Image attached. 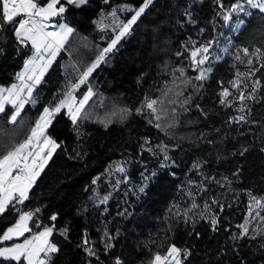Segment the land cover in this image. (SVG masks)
Listing matches in <instances>:
<instances>
[{"label":"trees","instance_id":"obj_1","mask_svg":"<svg viewBox=\"0 0 264 264\" xmlns=\"http://www.w3.org/2000/svg\"><path fill=\"white\" fill-rule=\"evenodd\" d=\"M144 2L89 0L85 7H69L63 20L55 18L54 23L67 22L75 32L34 93L36 103L25 106L15 124L9 122L8 109L0 115V155L27 137L43 109L55 105L65 93L67 79L78 81L80 72L110 43L114 33L101 31L94 23L99 13L124 4L138 9ZM241 3L245 0H153L107 62L89 77L96 95L79 121L81 134L73 130L66 111L53 119L48 134L61 148L29 200L18 206L23 211L40 208L34 219L44 225L56 213V227L70 228L67 238L58 232L51 238L60 248L51 264H88L89 260L91 264H113L116 257L124 264H149L155 253L164 255L171 244L190 250L184 264H264V234L254 226L249 235L241 236L237 227L247 218L248 193L264 197V68H260L264 63L260 56L264 53V12L245 8V14L231 13L225 21L224 15ZM133 14L124 11V20ZM239 20L244 23L237 29ZM205 45L210 53L204 67L211 72L201 82L195 80L198 72L191 67L190 54ZM0 48L4 50L0 53V87H8L31 48L16 43L11 25L0 31ZM249 59L252 68H260L253 79H259L261 86L255 92L247 90L252 95L244 101L241 113L239 101L232 107L222 106L220 92L223 88L234 92L230 81L237 71H249ZM177 69H184L192 82L182 96L168 93L165 97L168 89L176 87L172 73ZM86 91L84 85L76 95ZM146 97L164 101L161 129L154 127L155 121L148 122L152 117L135 113L123 123L115 120L107 129L97 122L116 107L134 110ZM185 98L189 99L181 106ZM171 99L177 103L170 104ZM240 115L246 120H232ZM161 145L168 146L175 166L161 167ZM243 148L247 151L241 155ZM118 163L126 164L128 181L113 169ZM193 164L199 167L194 169ZM97 176L100 180L93 185ZM117 180L123 182L114 187ZM141 187L144 192L139 191ZM105 195L108 202L100 204L97 197ZM193 197L200 207L189 211ZM205 203L219 219L216 231L201 219ZM17 219L11 209L0 215V233ZM105 231L114 237L108 253L102 243ZM85 232L99 250V261L87 257L81 246Z\"/></svg>","mask_w":264,"mask_h":264},{"label":"snow or ice","instance_id":"obj_2","mask_svg":"<svg viewBox=\"0 0 264 264\" xmlns=\"http://www.w3.org/2000/svg\"><path fill=\"white\" fill-rule=\"evenodd\" d=\"M103 2L108 4L109 0H103ZM151 3L152 0H145L144 4L138 9L124 4L112 8L108 13L103 11L99 13V19L94 21L97 27L104 31L111 26L113 31L118 30V34L110 40L107 47L99 51L95 60L80 72L78 81L67 87L63 96L58 98V102L52 107L43 109L42 114L35 121L27 137L21 143L16 144L3 155H0V215L5 214L10 209L18 215L15 223L0 233V264H51L53 255L60 251V248L52 242L51 238L57 232L67 238L70 228L67 225L60 229L56 227L55 222L58 219V214H51L48 217L50 224L44 225L34 219L41 212L40 208L23 211L18 206L24 205L29 200L37 179L41 176L57 149L61 148V144L48 135V129L52 125L53 119L66 110V114L73 125V130L78 136L81 134L79 121L82 118L85 106L96 95L91 85L88 84L89 77L102 63L107 62L106 57L108 54L116 49L120 40L130 32L132 25L136 23ZM245 3L251 8L264 11V0H245ZM88 4L89 0H45L43 3L41 0H0V31H3L5 25H11L16 43L23 47L30 46L32 51L31 57L25 61L24 70L18 74L21 83L19 85L13 84L10 88H0V114L5 113L6 105H11L14 109L9 117L10 123H16L25 104L36 103L33 98L34 88L41 83L45 73L52 66L56 57L68 42L69 37L75 32V29L69 26L68 23H54L53 21L57 17L63 20L65 13L69 11V7L78 9ZM221 7L223 6L221 5ZM120 11L133 12L134 14L127 22H123L119 21L118 12ZM244 11L243 5L236 4L230 9L229 14L224 15V20H229L231 13ZM109 17L111 18V25L105 23V20ZM243 23V21L238 22L236 28L239 29ZM49 28L57 30L50 31ZM3 51L0 48V53ZM224 51L227 52L228 50L225 49ZM243 51L245 55L248 54L247 48ZM207 52L208 46L206 45L191 51V67L198 72L195 77L197 81L202 82L209 78L211 69L204 67L209 59L206 55ZM260 56L264 58V53H260ZM247 63L250 66L249 71H237L235 79L230 81L231 89L234 92L229 88H223L219 100V103L226 108L232 107L236 101H239L238 111L241 113L245 111L244 101L261 86V81L253 79V77L256 72L260 71V68H264V63L260 65V68H252L253 61L251 59ZM176 71H179V76H176ZM172 75L176 87L175 89H168L164 95L167 97L168 93H174L175 97L182 96L184 87L191 84L192 78L186 75L184 69H177ZM177 81H179L178 84ZM82 85H87V91L82 94L81 98H77L75 92ZM202 86V84L199 86L194 85V87ZM249 88L252 92H247ZM188 99L185 98L181 102V106L187 103ZM169 103L176 104L177 101L171 99ZM163 104V100L146 97L142 104L134 110L126 106L116 107L105 117L98 119L97 122L107 129L115 120L118 119L119 122L123 123L135 113L140 116L152 117L153 119H149L148 122L153 123L155 121L154 127L161 129L162 124L160 121L165 115ZM172 112L175 114L174 108ZM232 120L239 123L245 121L246 117L240 115L239 117H233ZM168 126H172V124ZM145 142L149 143L148 141ZM158 147L162 153L163 163L161 167L175 166V162L168 155V146L161 145ZM148 151H152V149L149 147ZM246 151L247 148H243L240 154L243 155ZM198 167V164H193L194 169ZM116 171L125 173L126 169L123 165H117ZM173 175L175 174L173 173ZM99 180V176L95 177L92 184L97 185ZM122 182L117 180L114 187ZM189 183L192 182L189 181ZM201 190L206 189L201 186ZM139 191L144 192V187H141ZM192 195L189 192V196ZM248 197L247 218L237 227L241 229V236L249 235L254 226L258 233L264 234V197H257L251 192L248 193ZM97 199L100 204H106L109 196L105 195L102 198L97 197ZM212 203L219 204V201L213 200ZM199 207L200 205L195 202L193 197L189 211ZM203 208L204 211L200 214L201 219H206L211 229L216 231L219 224L218 217L211 211V206L208 203H205ZM183 216L187 217L188 212H184ZM33 227L37 230L33 231ZM237 238L233 237V239ZM112 239L114 237L105 231L102 240L105 253L110 252L114 247L111 243ZM81 246L87 257L99 261V250L95 243L89 240L87 232L83 234ZM190 255V250L171 244L164 255L159 252L155 253L149 264H184V260ZM88 264H91V260ZM113 264H124V261L116 257Z\"/></svg>","mask_w":264,"mask_h":264},{"label":"rangeland","instance_id":"obj_3","mask_svg":"<svg viewBox=\"0 0 264 264\" xmlns=\"http://www.w3.org/2000/svg\"><path fill=\"white\" fill-rule=\"evenodd\" d=\"M152 2H153V0H152ZM241 4H244V3H241ZM243 6H244V7L251 8V7H249L246 3H245ZM110 11H111V10H110ZM110 11H109V12H110ZM123 12H124V11H120V12H118L119 21L127 22V21L124 20ZM243 16H244V15H243ZM119 21H118V22H119ZM239 21H240V20H239ZM66 23H67V22H66ZM105 23L111 25V18L109 17L108 19H106V20H105ZM236 23H238V21H237ZM242 25H243V24H242ZM242 25H241V27H242ZM107 29H108L109 31H111L112 33H114L113 38L118 34V30H117V31H113V29H112L111 26L108 27ZM49 30H50V31H54V30H57V29H55V28H49ZM72 35H73V34H72ZM126 35H127V34H126ZM70 37H71V36H70ZM70 37H69V38H70ZM68 40H69V39H68ZM66 46H67V44H65L64 48H63L61 51H63V50L65 49ZM86 50H87V49H86ZM86 50H85V51H86ZM61 51H60V52H61ZM86 52H87V51H86ZM209 53H210V49H209V46H208V52L206 53V55H207L208 57H209V55H208ZM98 54H99V53H98ZM98 54H97V55H98ZM109 54H110V53H109ZM109 54H108V56L106 57V61H107V59L109 58ZM31 55H32V51L30 52V54L28 55V57H27L26 59L28 60V59L31 57ZM59 55H60V53H59L58 56L56 57V60H55V61H57ZM95 58H96V56L94 57L93 61L95 60ZM27 60H26V61H27ZM55 61H54V62H55ZM54 62H53V64H54ZM53 64H52V65H53ZM90 64H91V63H90ZM90 64H89V65H90ZM89 65H88V66H89ZM50 68H51V67H50ZM50 68H49V69H50ZM49 69H48L47 72L45 73V75H44L42 81L44 80V78H46V76H47V74H48V72H49ZM23 70H24V66H23V67L17 72L15 80H14V81H13L8 87H3V86H2V87H0V88H10L13 84H17V85H19V84L21 83V81L18 79V74L21 73ZM42 81H41V83H42ZM76 82H77V81H76ZM41 83H40L39 85H37V86L34 88V90H33V95H34V93L39 89V87L41 86ZM66 84H67V85H66V88H67V87L71 84V79L68 78L67 81H66ZM81 87L84 88V85H82ZM81 87L75 92V95H76V94H79L80 91H82V88H81ZM64 91H66V89H65ZM62 92H63V91H62ZM25 94H26V91H25ZM63 94H64V93H63ZM63 94H62V96H63ZM82 94H83V93H82ZM82 94H81V95H76L77 98H81V97H82ZM62 96H61V97H62ZM92 99H93V97H92ZM92 99H91V100H92ZM91 100H89V101H91ZM57 102H58V101H57ZM57 102H56V103H57ZM88 103H89V102H88ZM28 104H29V103H28ZM28 104H25V106H27ZM25 106H24V108H25ZM53 106H54V105H53ZM48 107H52V106H48ZM85 107H86V106H85ZM24 108L22 109V111H21V113H20V116H19L17 119H20V117L22 116ZM7 109H8V111H9V117H10V115L12 114V112L14 111V109L12 108L11 105H6V106H5V111H6ZM64 111H66V110H64ZM84 111H85V110H84ZM42 112H43V111H42ZM2 114H3V113H2ZM0 115H1V114H0ZM40 115H41V114H40ZM40 115H39V116H40ZM58 115H59V114H58ZM39 116H38V117H39ZM38 117L35 119V121L38 119ZM56 117H57V115H56ZM35 121L33 122V126H34V124H35ZM16 122H17V121H16ZM11 124H12V123H11ZM33 126H32V127H33ZM32 127H31V128H32ZM50 127H51V126H50ZM50 127H49V128H50ZM48 131H49V129H48ZM28 134H29V132H28ZM48 135H49V134H48ZM54 154H55V153H54ZM53 156H54V155H53ZM52 158H53V157H52ZM122 164H123V163H118V164H116V166H117V165H122ZM48 165H49V164H48ZM48 165H47V166H48ZM47 166H46V167H47ZM116 166L114 165V168H113L115 171H116ZM123 166L125 167L126 172H125V173H119V172H118V173L121 174V175H123V176H125V177H124L125 181H128V178H127V170H128V169H127V167H126V164H123ZM46 167H45V169H46ZM45 169H44V171H45ZM44 171H43V172H44ZM41 174H42V173H41ZM38 179H39V178H38ZM38 179H37V181H38ZM37 181H36V182H37ZM30 226H31V225H30ZM36 230H37L36 228H33V231H36ZM26 235H27V234H26ZM8 243H10V242H8Z\"/></svg>","mask_w":264,"mask_h":264},{"label":"built area","instance_id":"obj_4","mask_svg":"<svg viewBox=\"0 0 264 264\" xmlns=\"http://www.w3.org/2000/svg\"><path fill=\"white\" fill-rule=\"evenodd\" d=\"M245 4V3H244ZM244 4H241V5H244ZM250 7V6H249ZM244 8H248V7H244ZM251 9V8H249ZM241 14H245V11L244 12H241Z\"/></svg>","mask_w":264,"mask_h":264},{"label":"crops","instance_id":"obj_5","mask_svg":"<svg viewBox=\"0 0 264 264\" xmlns=\"http://www.w3.org/2000/svg\"><path fill=\"white\" fill-rule=\"evenodd\" d=\"M264 12V11H263Z\"/></svg>","mask_w":264,"mask_h":264}]
</instances>
